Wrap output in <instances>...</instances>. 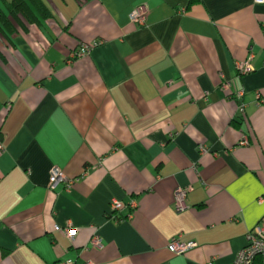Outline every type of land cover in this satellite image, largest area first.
Wrapping results in <instances>:
<instances>
[{
	"label": "crops",
	"instance_id": "0c3cea01",
	"mask_svg": "<svg viewBox=\"0 0 264 264\" xmlns=\"http://www.w3.org/2000/svg\"><path fill=\"white\" fill-rule=\"evenodd\" d=\"M42 1L27 23L0 0V264H232L264 218V4ZM112 200L135 208L114 222Z\"/></svg>",
	"mask_w": 264,
	"mask_h": 264
},
{
	"label": "built area",
	"instance_id": "2783aa9c",
	"mask_svg": "<svg viewBox=\"0 0 264 264\" xmlns=\"http://www.w3.org/2000/svg\"><path fill=\"white\" fill-rule=\"evenodd\" d=\"M256 4H264V0H254ZM146 13L145 9L142 6H137L133 8L129 13V20L137 27H141L145 24ZM91 45L83 44L80 48L72 55V58L81 57L88 54ZM253 53L252 49H249L248 58L242 62H238L235 64V70L240 75H246L254 71L253 68ZM230 83L228 81H222L220 84V89L228 90ZM242 94H237V97H241ZM259 97V95H258ZM260 98V97H259ZM260 103H264V98L259 100ZM239 110L242 113L244 111V105H239ZM242 144H247V140L244 139ZM2 149V144L0 142V150ZM199 151L201 153H205L206 150L199 146ZM196 170V167H193ZM77 181L68 180L60 171L53 170L49 177V184L48 187L50 190H55L59 184H63L66 189H69L73 182ZM190 191L189 187L185 188H178L174 194V208L176 211H182L185 209L184 200L187 193ZM135 208L134 201H130L128 204H124L118 200H112L110 203L111 215L110 219L114 222H120L123 217L121 212L124 209L129 211L128 217L131 214V211ZM57 231L64 236L66 239L72 240L77 233L76 228L72 227L71 225L57 228ZM247 243L246 245L239 250L236 255V258L232 264H264V218H262L247 234L246 237ZM90 245L94 248H101L102 247V240L97 234H93L90 239ZM196 244L194 242H185L178 238H174L171 240L169 244V249L175 255L184 254L186 251L194 248ZM59 264H73L71 261L61 262ZM91 264V263H85Z\"/></svg>",
	"mask_w": 264,
	"mask_h": 264
},
{
	"label": "trees",
	"instance_id": "16d2710c",
	"mask_svg": "<svg viewBox=\"0 0 264 264\" xmlns=\"http://www.w3.org/2000/svg\"><path fill=\"white\" fill-rule=\"evenodd\" d=\"M198 1L199 0H189L188 6ZM7 7L11 17L18 16L27 23L39 22V18L46 19L52 16L42 0H8ZM0 18H2V26L8 28L10 26V21L5 16H0ZM19 18L17 19L18 22H20Z\"/></svg>",
	"mask_w": 264,
	"mask_h": 264
}]
</instances>
